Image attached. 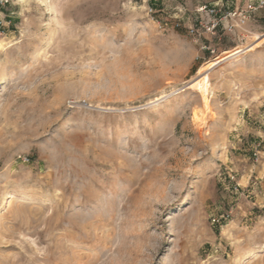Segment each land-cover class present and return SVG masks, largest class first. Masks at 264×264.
Returning <instances> with one entry per match:
<instances>
[{"label": "rangeland", "instance_id": "374dc122", "mask_svg": "<svg viewBox=\"0 0 264 264\" xmlns=\"http://www.w3.org/2000/svg\"><path fill=\"white\" fill-rule=\"evenodd\" d=\"M218 1L0 0V264H264V5Z\"/></svg>", "mask_w": 264, "mask_h": 264}, {"label": "built area", "instance_id": "2783aa9c", "mask_svg": "<svg viewBox=\"0 0 264 264\" xmlns=\"http://www.w3.org/2000/svg\"><path fill=\"white\" fill-rule=\"evenodd\" d=\"M262 5H264V0L259 3L260 7ZM224 7L225 3L221 0L216 2L212 7L207 5L200 6L197 10L200 15V22L198 24L200 27H190L189 32L197 38L206 33L215 35L222 30L229 33L234 32L237 25L246 23L256 10V7L252 4H248L245 8H236L234 10H224ZM235 19H238L237 23L234 22ZM200 45L202 49H208L212 53L215 52V48H212L211 45L206 43H201Z\"/></svg>", "mask_w": 264, "mask_h": 264}, {"label": "bare ground", "instance_id": "6f19581e", "mask_svg": "<svg viewBox=\"0 0 264 264\" xmlns=\"http://www.w3.org/2000/svg\"><path fill=\"white\" fill-rule=\"evenodd\" d=\"M254 36L257 37L258 34H255ZM254 48H255V45H245V46L236 47L230 51L223 53L222 55H220L214 61L211 62V63H213L212 67L210 69L206 70L205 72L201 73V77L199 79H197V80H195V81H193L187 85H183L181 88H175V87H173V85H171L172 89L170 88L169 90H167V89L163 90L162 95H160L158 97H154L153 99L150 100V103L162 100L168 96H171L175 93L182 92L186 89H193V90H198L203 94L204 101L207 104L208 98H209V97H207V95L209 94L210 85H211L210 84V71L209 70H211L215 66H217L221 63H224L228 60H231L233 58H238L243 54L252 52V51H254ZM195 117H197V118L201 117L200 113L197 112L195 114Z\"/></svg>", "mask_w": 264, "mask_h": 264}]
</instances>
